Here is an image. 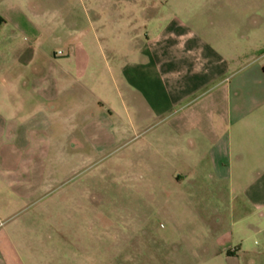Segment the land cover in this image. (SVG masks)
<instances>
[{
    "label": "crops",
    "instance_id": "crops-1",
    "mask_svg": "<svg viewBox=\"0 0 264 264\" xmlns=\"http://www.w3.org/2000/svg\"><path fill=\"white\" fill-rule=\"evenodd\" d=\"M228 2L0 0V264H264V33ZM84 142L139 153L161 234L81 209L52 248L50 164Z\"/></svg>",
    "mask_w": 264,
    "mask_h": 264
},
{
    "label": "rangeland",
    "instance_id": "rangeland-1",
    "mask_svg": "<svg viewBox=\"0 0 264 264\" xmlns=\"http://www.w3.org/2000/svg\"><path fill=\"white\" fill-rule=\"evenodd\" d=\"M232 5H238L241 8H245L248 5H253L256 2L259 6V13L255 17L260 24V30L257 33H264V0H228ZM258 1V2H257ZM155 5L165 6L169 5L171 0H152ZM228 2V3H229ZM253 22V20H251ZM259 34V35H260ZM55 52L61 50L66 52L65 46L55 45L52 47ZM240 61L244 62L246 57ZM239 63V62H238ZM70 144V143H69ZM74 152V151H73ZM81 154V155H78ZM142 157L138 152H130L129 155H124L122 149H116L115 151H95L91 149L88 143H83V147L77 156L71 159H66L64 163L59 165L55 164L54 159L51 161V173L48 179L49 188L41 195V200H46L49 215L57 221L51 223V228L54 225L60 224L61 218H66L64 230L70 232L67 233L66 244L63 240L55 237L54 231L51 229L54 243L52 248L72 249L74 247V218L83 211L93 209V212L99 215H114L121 217L122 215H130L131 221L128 225V229L132 233L138 235L139 230L147 229L153 231L156 235L161 234L160 231L167 226V222L162 218L152 217L146 220L142 215L143 206L140 205V197L142 193L138 187L127 189V184L130 172H135L138 169V161ZM70 161V162H69ZM56 166H60L59 168ZM129 173V174H128ZM38 199V195L34 200ZM91 201L95 206H85L84 203ZM83 204V205H82ZM28 206V205H27ZM28 206L27 210L35 209L37 214L41 211L37 205L33 208ZM20 214V208L16 209ZM28 210V211H29ZM90 212V211H89ZM63 222V221H62ZM64 223V222H63ZM122 224V223H121ZM121 229V225H120ZM132 240L134 238H131ZM155 237L150 239L154 243ZM157 239V238H156ZM137 241V238L135 239ZM149 240V239H148ZM159 241V239H157ZM159 243V242H158ZM69 256L72 253H68ZM68 256V258H69ZM171 257L170 254H164L163 258ZM67 264H74L73 258L68 259Z\"/></svg>",
    "mask_w": 264,
    "mask_h": 264
}]
</instances>
